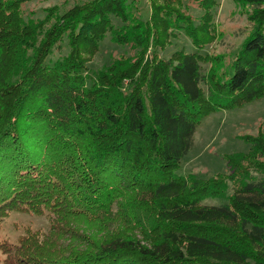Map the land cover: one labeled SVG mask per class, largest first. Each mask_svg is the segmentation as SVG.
Wrapping results in <instances>:
<instances>
[{"label":"trees","instance_id":"obj_1","mask_svg":"<svg viewBox=\"0 0 264 264\" xmlns=\"http://www.w3.org/2000/svg\"><path fill=\"white\" fill-rule=\"evenodd\" d=\"M29 1L0 0V231L14 211L49 228L0 239L8 264H264V131L226 173L175 172L205 117L264 98V0H236L252 29L227 66L202 51L220 0H152L148 20L134 0ZM177 31L198 50L162 56ZM108 36L133 53L93 70Z\"/></svg>","mask_w":264,"mask_h":264},{"label":"rangeland","instance_id":"obj_2","mask_svg":"<svg viewBox=\"0 0 264 264\" xmlns=\"http://www.w3.org/2000/svg\"><path fill=\"white\" fill-rule=\"evenodd\" d=\"M86 1L88 0H69L67 2L65 0H32L25 4L23 9L27 17H43L45 8L54 5L69 8L76 2L84 3ZM151 1L134 0L143 20H148L151 16ZM158 1L164 2V0ZM175 4L177 5L176 2ZM241 9L236 0H220L216 15V29L221 35L202 50L203 53L210 54L213 58L219 57L220 62L225 66L232 61L236 51L252 29L248 15ZM191 11L195 16H200L202 13L196 8H192ZM172 41L166 51L161 53L162 56L169 57L181 48H185L187 52L198 50L182 31H177L176 36L172 37ZM57 53L59 54V52ZM124 53L132 54L131 46L117 44L111 36H108L102 42L100 50L90 58L89 66L93 70L100 69L113 57ZM202 65L204 71L210 67V63L206 61L202 62ZM203 87L207 88L204 84ZM260 130L264 131V98L241 108L217 110L203 119L195 134L193 149L184 157L181 166L175 172L185 176L197 174L203 178L226 173L229 170L227 155L249 149V144L242 140L241 136L257 134ZM223 201H225L223 198L208 197L203 203L220 204ZM28 228L47 231L49 228L47 211L41 215L12 212L1 228L0 239L16 243ZM8 262L9 255L0 250V264H8Z\"/></svg>","mask_w":264,"mask_h":264}]
</instances>
